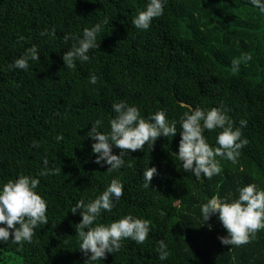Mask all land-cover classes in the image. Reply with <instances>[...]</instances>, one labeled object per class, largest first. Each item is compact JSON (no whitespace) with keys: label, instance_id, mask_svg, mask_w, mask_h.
<instances>
[{"label":"trees","instance_id":"16d2710c","mask_svg":"<svg viewBox=\"0 0 264 264\" xmlns=\"http://www.w3.org/2000/svg\"><path fill=\"white\" fill-rule=\"evenodd\" d=\"M147 2L0 0V183L37 176L44 157L49 168L60 169L40 176L36 189L47 202L48 223L34 230L31 243H0V264H85L75 228L82 217L71 209L114 178L123 183V195L96 223L131 214L150 221L149 237L143 244L125 239L118 252L92 264H264V229L245 244L222 245L218 237L227 232L218 217L202 225L200 214L213 195L236 198L237 189L251 183L264 189V17L248 0H167L164 14L138 30L132 20ZM105 17L99 48L89 51V61L66 68L63 55L74 41L65 35L81 37ZM53 27L54 37L41 36ZM33 44L39 59L27 71L10 68ZM246 54L252 59H242ZM234 58H241L239 72L232 71ZM93 73L95 85L89 83ZM120 100L137 106L144 118L163 109L177 121L189 107L221 108L234 127L247 121L242 138L248 143L237 163L221 159V174L200 183L174 156L177 124L174 137L130 152L125 158L131 167L107 172L108 165L95 163L88 133L97 119L104 122L100 131L109 130L116 115L111 105ZM218 131L204 132L211 146H217ZM57 135L63 138L57 141ZM119 151L113 148V154ZM147 167L158 175L145 188ZM160 240L170 251L165 261L156 251Z\"/></svg>","mask_w":264,"mask_h":264},{"label":"clouds","instance_id":"9594fccd","mask_svg":"<svg viewBox=\"0 0 264 264\" xmlns=\"http://www.w3.org/2000/svg\"><path fill=\"white\" fill-rule=\"evenodd\" d=\"M166 3L167 0H148L144 10L133 17V25L138 30H148L153 19L164 14ZM248 3L264 14V0H248ZM108 22L105 17L101 22L85 27L81 37L65 35V40L74 41L63 55L66 68H74L77 61H89L88 53L91 49L99 48L98 37ZM55 34L53 27L51 31L45 29L41 36L54 37ZM23 39V36L19 37V40ZM38 59V47L33 44L21 56L15 58L9 67L27 71L29 62ZM242 59L247 61L252 57L246 54ZM240 62L241 58L231 61L233 72H239ZM97 81V75L91 74L89 83L95 85ZM111 108L116 115L109 120V130L100 131L104 122L97 119L88 133L94 141L92 152L96 154L95 163L101 167L108 165L107 172L131 167L125 158L130 152L143 150L146 144L151 149L161 136L174 137L178 132L177 124L181 138L178 153L174 156L181 162L183 171L194 176L200 183H203L205 178L211 179L221 174V159L237 163L241 149L248 143L246 138H242V129L247 125V121L241 120L239 126L234 127L233 120L221 108L189 107L179 121L167 119V113L163 109L144 118L137 106L129 105L124 100L112 103ZM217 129L220 130L216 135L217 146H211L204 132ZM62 138L60 135L56 136L57 141ZM33 146H38L37 142L33 141ZM114 147L120 150L119 154H113ZM43 165L37 176L21 174L16 179L0 183V243L11 241L19 246L24 242L31 243L34 230L39 225L48 223L47 202L36 189L40 184V176L55 174L60 169L49 168L47 157L43 158ZM154 175H158L156 167L145 168L142 173L143 187L148 188L152 184ZM123 191V183L114 178L94 199L87 202L80 199L72 207L71 212H79L82 217L75 228L80 241L78 248L87 257L85 264L102 260L108 253L118 252L125 239L130 238L137 244H143L148 239L150 221L131 214L122 216L110 224L96 223L102 213L113 211ZM237 192L236 198H232L231 194L223 198L213 195L200 205L202 225L216 215L226 229L227 235L218 237L222 245L245 244L255 237L258 230L264 229V189L256 183H251L239 187ZM208 227L209 230L212 229L211 224ZM156 251L161 261L170 256L168 244L164 240L158 241Z\"/></svg>","mask_w":264,"mask_h":264},{"label":"rangeland","instance_id":"374dc122","mask_svg":"<svg viewBox=\"0 0 264 264\" xmlns=\"http://www.w3.org/2000/svg\"><path fill=\"white\" fill-rule=\"evenodd\" d=\"M258 16L264 17V14H261V13L259 12Z\"/></svg>","mask_w":264,"mask_h":264}]
</instances>
